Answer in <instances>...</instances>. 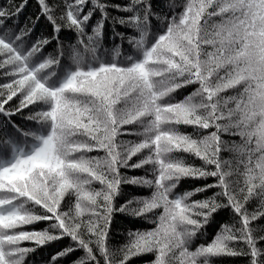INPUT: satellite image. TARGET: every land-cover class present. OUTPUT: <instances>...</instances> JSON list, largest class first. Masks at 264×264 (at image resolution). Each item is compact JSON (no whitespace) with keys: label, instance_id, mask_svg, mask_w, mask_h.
<instances>
[{"label":"snow or ice","instance_id":"snow-or-ice-1","mask_svg":"<svg viewBox=\"0 0 264 264\" xmlns=\"http://www.w3.org/2000/svg\"><path fill=\"white\" fill-rule=\"evenodd\" d=\"M36 3L23 25L27 0L0 4V68L12 69L0 84V264H29L37 247L64 241L43 264H132L147 253L144 264H213L220 256L264 264V225L251 224L264 217V0ZM109 25L121 43L128 29L138 34L127 35L130 54L115 45L112 59L101 58ZM64 30L76 36L69 64ZM51 42L56 54L45 56ZM133 122L140 127H121ZM121 132L141 138L118 145ZM237 135L239 143L224 138ZM223 151L238 153L235 163ZM66 194L73 199L64 210ZM221 209L233 223L195 245ZM117 213L155 227L129 228V242L111 250ZM39 221L51 223L18 228Z\"/></svg>","mask_w":264,"mask_h":264},{"label":"trees","instance_id":"trees-1","mask_svg":"<svg viewBox=\"0 0 264 264\" xmlns=\"http://www.w3.org/2000/svg\"><path fill=\"white\" fill-rule=\"evenodd\" d=\"M17 2H19V0H17ZM164 2L166 3V0H164ZM177 2L179 3L180 0H177ZM7 3V0H0V4H5ZM38 5L36 3V0H27V4L24 7V9L21 11V13L19 14V22L21 25L24 24L25 20L32 16L36 9H37ZM167 10V9H166ZM218 19V18H213ZM46 21H41V25L38 26L35 29V33L37 35L40 34V32L44 29V25L46 24ZM117 30L120 31H124L123 27L120 25H117ZM49 30H50V26H49ZM129 34H134V35H138L137 33H134V31L132 29H128L126 32V37L123 40V42L121 43V40L119 37H113L112 35V31H111V25H109L108 29H107V34L105 37V41L103 42L102 46L98 49V52L101 56V58L103 59H112V53H111V49L115 46V45H120L121 49L123 50V52L125 54H130L133 49L131 47V44L129 43V41L127 40V35ZM61 39L64 41V56H63V61L65 64H69L71 63V54L72 51L71 49L68 47V45L70 44H76V36L75 33L73 32H68L67 30L62 31L61 34ZM208 47V46H205ZM77 48L79 51H83V47L81 45H77ZM56 54V50H55V42H51L49 45L45 46L44 49V55L47 56L48 54ZM88 54H86L87 56ZM118 59H120V57H118ZM8 72L9 75H5L4 73ZM11 73H12V69L10 65H5L4 67L0 68V84L3 83H7L10 78H11ZM190 91H192L191 86L187 87L181 96L177 97V99H182L183 96H186ZM229 92H231V90H228ZM15 99V98H14ZM31 107V106H29ZM25 114L27 115V111L25 110ZM17 122H20L22 120L21 117L17 116L16 117ZM25 123H28L27 121H25ZM122 128H127V129H132L133 127L135 128H139L140 126L138 124H136L135 122H133L132 124H128V125H122ZM180 131L182 132H188L191 133L192 128L190 126H186V125H178L177 126ZM141 137L135 134H129L127 132H121L115 139H116V143L118 145L122 144V142L124 141H138ZM225 139H229V140H234L237 143L240 142V137L237 136H225ZM21 139H23L21 137ZM146 153V150H142ZM105 153L103 151H93L91 153H88V155L90 156H103ZM175 155L177 156H181L184 158H187V154L183 153V152H179V153H175ZM222 157L224 159H228V160H232L233 163H235V157L237 155H239L238 153H234V152H230V151H223L221 153ZM137 156H139V154H137ZM137 157H133V159H136ZM189 162H195L197 164L200 163V161L198 160H190ZM242 169V166H241ZM123 171L126 172H130L136 175H144L143 169H125ZM239 179L241 180V182H243V177H239ZM93 187L95 188H100L101 185L98 182H94ZM179 189L181 191H183L184 189L189 187V184L187 182H182L179 186ZM129 191L133 194H140V195H149L150 194V189L148 188H140V187H133V186H128ZM215 189H213L214 191ZM209 195H211V192L208 193ZM73 198L72 197H68L67 194L64 198V200H62V204L64 205V210L67 209L68 207V202L71 201ZM258 204V200H256L255 198L250 200L246 207L249 209V211L253 210L254 208H256ZM42 211V210H40ZM89 214L85 213L83 217L81 218H86ZM117 219L115 220L111 230H110V234L107 240V243L110 247L111 250H117L119 249L122 245H124L125 243L129 242V237H128V229L129 228H135V229H151L155 227V224H150L147 221L140 219V218H133L130 216H126L122 213H117L116 214ZM233 219H234V214L230 211V209H221L219 211V214L216 216L215 221H213L210 225H208L206 227V230L204 232L203 235H201L198 239H196L194 241L195 245H199L201 243H207L210 242L216 232L219 230L220 225L221 224H232L233 223ZM51 223V221H39V222H33L32 224L29 225H20L18 226V228H22L25 230H32V229H37V230H43L45 229L49 224ZM252 226L254 228H258L261 225H264V217L258 218L256 221H252L251 222ZM66 243V241L64 242H54L51 245H45L43 247H37L36 250L32 253L28 254V261L29 264H43V262L45 261L46 258L49 257L50 253H52L55 250H58L59 247H62L63 244ZM21 246L24 247H32V242L30 241H21L20 242ZM191 247V246H190ZM82 253L80 251H77L75 256L72 257V259H75L76 256L81 255ZM177 255L179 256V252H177ZM153 258V254L152 253H147V254H143L137 257H134L132 259V264H144L145 261L151 260ZM213 261V264H245V259L244 257H233V256H220V257H211L210 258ZM176 264H179V259H177Z\"/></svg>","mask_w":264,"mask_h":264}]
</instances>
